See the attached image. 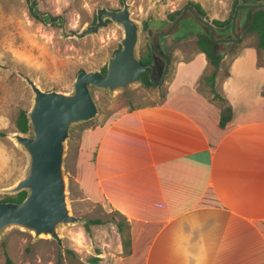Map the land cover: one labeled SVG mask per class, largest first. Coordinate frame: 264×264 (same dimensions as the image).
<instances>
[{"label":"crops","instance_id":"obj_1","mask_svg":"<svg viewBox=\"0 0 264 264\" xmlns=\"http://www.w3.org/2000/svg\"><path fill=\"white\" fill-rule=\"evenodd\" d=\"M258 58L255 47H243L221 82L215 75L214 90L232 110L224 127L220 104L197 92L209 70L198 51L176 66L163 102L126 109L81 132L79 187L124 218L130 239L127 251L121 246L101 264H264Z\"/></svg>","mask_w":264,"mask_h":264},{"label":"rangeland","instance_id":"obj_2","mask_svg":"<svg viewBox=\"0 0 264 264\" xmlns=\"http://www.w3.org/2000/svg\"><path fill=\"white\" fill-rule=\"evenodd\" d=\"M189 2L199 4L210 21L218 22L222 21L216 17L225 15V20L230 18L234 4V0H126L131 17L140 26L139 57L149 50L146 35L149 13L157 7L164 17L169 18ZM33 4L52 19L63 17L67 32H79L85 25L95 23L98 8L122 9L121 0H33ZM30 11L26 0H0V191L19 181L27 166V156L10 138V135L19 133L16 129L19 112L28 111L32 105L33 94L22 77L29 78L43 91L71 93L79 71H105L108 59L120 49L123 36L117 24L106 20L105 27L95 35L80 40L62 39L61 26L46 25ZM196 40L189 38L168 45V74L158 88L141 83L113 96L102 90H93L98 113L93 120L72 127L64 160L69 210L85 222L60 227L63 250L51 239L34 241L29 233L11 229L0 240V264H101L119 252L123 242L129 239L126 221L102 203L88 200L76 180L80 134L86 128L103 125L126 109L163 102L176 66L189 62L198 52ZM258 44L255 34L244 32L241 42L229 48L225 59L216 68L209 65L203 77L215 72L218 83L221 82L227 75L229 64L243 47H255L258 63L264 66V50ZM202 79L197 92L212 99L210 87ZM214 101L221 106L218 100ZM14 196L0 192V202ZM94 220H99L100 224L90 225L86 230V222ZM92 258L98 259L94 262Z\"/></svg>","mask_w":264,"mask_h":264},{"label":"water","instance_id":"obj_3","mask_svg":"<svg viewBox=\"0 0 264 264\" xmlns=\"http://www.w3.org/2000/svg\"><path fill=\"white\" fill-rule=\"evenodd\" d=\"M121 2V10L98 8L95 23L85 25L79 32H67L63 17L52 19L34 6L33 0H28L32 14L44 24L61 26L62 39L80 40L95 35L105 27L106 20L117 24L123 36L120 49L108 59L105 71H79L71 93L43 91L22 77L33 94L31 108L26 111L28 132L14 133L10 138L27 156V166L19 181L0 192L26 195L21 202H0V240L7 231L18 229L32 235L34 241L51 239L63 250L60 227L85 222L69 210L64 160L72 127L93 120L98 113L94 89L113 96L141 84L144 73L153 87H160L168 74V45L189 38L209 40L220 64L229 48L241 42L253 14L264 10V0H238L230 20L217 26L193 4L184 6L172 19L164 17L156 7L146 19L150 57L143 64L137 53L140 26L131 17L126 0Z\"/></svg>","mask_w":264,"mask_h":264},{"label":"trees","instance_id":"obj_4","mask_svg":"<svg viewBox=\"0 0 264 264\" xmlns=\"http://www.w3.org/2000/svg\"><path fill=\"white\" fill-rule=\"evenodd\" d=\"M26 1H28V0H26ZM237 2H238V0H234L233 9H234ZM188 4H193L201 13L205 14V12L202 10V8L199 4H196L193 2H189ZM233 9L231 11L230 18L232 16ZM179 11H176L175 13L170 14L169 19H172L173 16L175 14H177ZM31 15L33 17H35L32 13H31ZM35 18L38 19L37 17H35ZM230 18L225 20V21H222V22H218V21H212V22L217 26H223L230 20ZM245 34H255L259 39V44H258L259 47L264 50V42H263L264 10L256 11L253 14L251 23H250L249 27L246 29ZM195 43H196V47H197L198 51L205 55V58H206L208 64L211 67L216 68V66L218 64V59L213 54L211 42L207 39H198V40H196ZM149 57H150V53L148 50L143 56L140 57L141 63L147 64L149 62ZM102 71H104V69ZM215 75H216L215 72H212L209 76L203 77L202 80L210 87L212 99L218 100L221 103L219 125H220V127H224L229 122V120L231 119L232 110H231V107L229 106V104L227 103V101L223 97H221L218 93H216L214 90ZM141 83L146 87H152V84L148 81V76L146 73H144L142 75ZM16 129L19 133L25 134L28 132V120L26 117V111H20L19 112L17 119H16ZM0 135H2V134L0 133ZM25 195H26L25 192H20V193L16 194L14 197L9 198L4 202H8V201H10V202H21L23 200V198L25 197ZM96 224H100V221L99 220L88 221L85 224V229L88 230L90 225H96ZM129 245H130V239L125 240V242H123V249H128ZM92 259L94 262H96L98 258H92Z\"/></svg>","mask_w":264,"mask_h":264}]
</instances>
